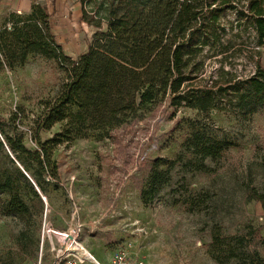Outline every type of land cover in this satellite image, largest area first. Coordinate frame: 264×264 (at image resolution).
<instances>
[{"label": "rangeland", "instance_id": "374dc122", "mask_svg": "<svg viewBox=\"0 0 264 264\" xmlns=\"http://www.w3.org/2000/svg\"><path fill=\"white\" fill-rule=\"evenodd\" d=\"M233 1L237 9L247 8L248 0ZM37 2L47 5L71 62L60 67L30 55L17 69L0 71V167L10 168L14 158L33 183L41 182L46 198L26 191L29 213L16 217L4 213L10 197L0 194V264H39L41 257V264L50 263V243L43 251L41 246L45 218L55 230L79 229L82 244L104 264L120 250L138 255L143 264H264V206L257 197L264 194V106L243 119L232 108L206 117L162 104L104 139L68 140L58 115L64 106L75 110V86L94 34L106 25L99 30L82 21L79 0ZM15 3L0 0V27L11 13L27 14ZM237 9L223 18L229 28L226 65L247 75L256 60L264 66V45L257 44L250 26L238 27ZM196 119L233 146L207 161L211 171L185 173L177 165L170 184L145 205L141 192L154 162L177 158L191 133L189 120ZM200 198L204 203L191 209ZM214 238H221L215 247Z\"/></svg>", "mask_w": 264, "mask_h": 264}, {"label": "trees", "instance_id": "16d2710c", "mask_svg": "<svg viewBox=\"0 0 264 264\" xmlns=\"http://www.w3.org/2000/svg\"><path fill=\"white\" fill-rule=\"evenodd\" d=\"M233 2L79 0L82 21L99 30L106 25V31L94 34L83 77L74 89L75 110L64 106L58 115L66 123L67 139H104L112 130L143 118L162 104L176 111L195 110L206 117L212 110L232 108L243 119L252 118L264 106V66L256 60L253 72L247 75L227 68L230 45L225 37L229 28L223 18L230 9H237ZM237 12L238 27L250 26L257 44L263 46L264 0H248L247 8ZM30 55L60 67L71 62L42 2L34 3L27 14L11 13L0 27V71L17 69ZM4 123L0 118L2 135ZM189 125L191 133L177 158L154 162L141 192L145 205L170 184L177 165L185 173L211 171L207 161L216 160L233 146L209 134L198 119L189 120ZM16 162L11 158L10 168L0 167V194L10 197L4 213L22 217L29 213L23 195L29 191L39 197L36 187L44 190V186L37 178L33 183L28 169ZM257 197L264 206V194ZM204 201L194 199L191 209H199ZM214 239L215 247L221 238Z\"/></svg>", "mask_w": 264, "mask_h": 264}, {"label": "built area", "instance_id": "2783aa9c", "mask_svg": "<svg viewBox=\"0 0 264 264\" xmlns=\"http://www.w3.org/2000/svg\"><path fill=\"white\" fill-rule=\"evenodd\" d=\"M80 231L70 227L59 231L53 228L51 222L45 218L42 226L41 246L50 243L51 261L49 264H104L82 244ZM85 247V248H84ZM42 263V257L39 264ZM109 264H143L142 258L126 251H117Z\"/></svg>", "mask_w": 264, "mask_h": 264}, {"label": "crops", "instance_id": "0c3cea01", "mask_svg": "<svg viewBox=\"0 0 264 264\" xmlns=\"http://www.w3.org/2000/svg\"><path fill=\"white\" fill-rule=\"evenodd\" d=\"M40 1H47V0H40ZM36 2L37 0H16L14 6L16 10L20 11L21 13H29L31 11L32 5Z\"/></svg>", "mask_w": 264, "mask_h": 264}, {"label": "water", "instance_id": "95a60500", "mask_svg": "<svg viewBox=\"0 0 264 264\" xmlns=\"http://www.w3.org/2000/svg\"><path fill=\"white\" fill-rule=\"evenodd\" d=\"M37 191L39 192V194L41 195L40 193V190L38 189V187H36ZM42 199L46 202V199L41 195Z\"/></svg>", "mask_w": 264, "mask_h": 264}, {"label": "bare ground", "instance_id": "6f19581e", "mask_svg": "<svg viewBox=\"0 0 264 264\" xmlns=\"http://www.w3.org/2000/svg\"><path fill=\"white\" fill-rule=\"evenodd\" d=\"M41 194H43V193H41ZM44 198H45V196L44 195H42ZM46 199V198H45ZM85 248V247H84ZM86 250H87V248H85Z\"/></svg>", "mask_w": 264, "mask_h": 264}]
</instances>
